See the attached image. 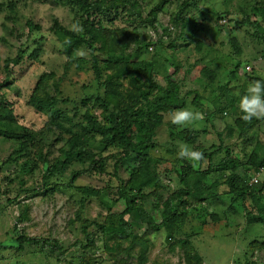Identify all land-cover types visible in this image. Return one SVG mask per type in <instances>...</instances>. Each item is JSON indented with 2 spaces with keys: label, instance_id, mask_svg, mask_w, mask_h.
Masks as SVG:
<instances>
[{
  "label": "rangeland",
  "instance_id": "rangeland-1",
  "mask_svg": "<svg viewBox=\"0 0 264 264\" xmlns=\"http://www.w3.org/2000/svg\"><path fill=\"white\" fill-rule=\"evenodd\" d=\"M6 1L8 0H0V4ZM252 1L192 0L194 5L185 7L183 14L187 12L193 14L198 21L205 24V27L194 37L191 36V32L186 33L182 40L177 41V47L174 49L167 47L176 37L170 22V15L172 12L179 11L184 0H168L158 14L156 31L139 24L130 25L122 19H118L116 24L129 29L130 33L125 42L130 44V50L136 58H147L157 62V70L160 73L158 80L161 83L164 84V77L174 71L175 67L172 63L177 61L181 68L174 79L179 81L182 92L185 94L188 90L199 91L205 97L201 101L203 107L214 109V101L221 94L219 85L228 84L232 95L238 96L253 82L250 78L253 74L264 79L263 43L255 38L254 33L246 32L245 27L240 28L238 22L229 21L233 18L241 21L243 13L240 6L247 8V3ZM139 3L144 16H147L159 0H139ZM2 6H0V38L7 39V42L0 40V81L7 77L4 71L5 60L16 57L22 45H29V51L20 59L21 63L12 68L14 84L11 88L5 89L6 96L13 104L18 119V123L8 125L7 130L11 134L22 133L23 129L36 134H45L43 136L44 152L49 159H53L60 154L59 148L69 136H64L62 143H56L57 134L49 132L51 130L47 128L51 112L48 109L39 110L29 105V101L43 73L56 71L61 75L64 71L66 58L60 53V43L52 31L54 23L59 21L68 28L79 30L74 27L79 25L78 15L69 5H64L59 0L56 4L38 0H20L13 14L7 7L2 8ZM228 10L232 14L218 19L217 22V13ZM11 16L16 17V24L8 19ZM29 20L39 25L41 30L31 31L27 24ZM132 26L137 27L136 32ZM219 26L223 29H219ZM167 28L170 29L169 33L165 32ZM234 37L243 47L242 55L235 53V48L230 41ZM37 41H41L42 55L40 59L35 60L29 58L28 54L37 48ZM148 41L151 43L149 47L145 44ZM158 41H161L163 46L155 49V43ZM238 63H240V68L233 76L232 73L236 70ZM204 65L216 71L218 77L215 82H209V78L202 75L201 69ZM248 66L252 69H247ZM205 81H208L207 84ZM98 91L102 93L91 72H80L79 74L71 72L70 78L62 84L60 102L54 108L57 122L66 127H71L78 122L85 111L83 102L87 98L94 100ZM194 96H190L185 108L173 113L189 109L198 113L199 119L186 126H181L173 124L171 119L173 114L168 113L165 123L157 131L154 141L156 147L153 148L152 155L159 158L158 170L164 182L170 186H167L166 190H160L157 195H150L147 204L150 210L153 209L154 204L156 205L159 197L165 198L170 191L181 187L178 175L171 171L174 167L173 163L181 147L186 146L192 150V146L185 141L178 137L172 138L173 131L179 133L186 127L198 131L197 144L203 143L204 147H208L209 150L219 148L221 143L219 134H221L224 146L234 145L235 151L237 150L235 153H239V148L235 147L239 141L238 134L228 137L225 130L228 124L233 125L234 123L231 114L225 115L224 119L219 114L213 123L209 122L203 112L192 104ZM221 99L224 104L227 103L225 97L222 96ZM259 125L260 132L258 133L264 141V118ZM16 137L6 138L0 135V166H3L0 170V180L5 191L0 198V241L11 245L18 235L26 234L59 240L65 252L63 257H60L54 254L51 248L43 250V248L38 247L37 249L29 246L22 252L10 249L0 250V264H82L84 257L96 259V264H125L123 259L129 260L128 264H188L185 250L180 244V241L187 238L193 242V246L201 255L202 264H241L245 260L249 240L264 236V228L261 226L252 225L249 228L243 208L239 207L240 213L236 215L225 214L231 203V197L225 194L204 204L205 206L200 204L190 207L186 225L173 239H170L164 230L155 232L148 229L146 225L135 224V232L140 242L131 251L129 259L127 253L109 252L105 247L103 236L95 227L90 230L95 232L94 239H96L97 248L83 249V244L87 243L83 231L85 223L93 220L104 221L108 215L120 213L125 208V202L120 199L119 195L121 179L127 181L130 178L132 171L138 167V156L136 154L129 156L125 161L120 162L117 169L118 161L123 154L121 149L110 147L104 150L103 155L107 158L105 172L85 173L74 181L76 187H91L101 191L100 196L88 197L84 203H81L82 195L68 185L74 173L89 168L90 162L75 161L64 176L53 178L52 186L45 188L42 181L44 171L40 167L31 170L33 164L31 163L25 169L23 166L25 158H20L18 163L6 162L10 154L19 147ZM100 139V136L96 139L95 151L103 149V146L98 143ZM32 158H34L33 155ZM202 166L204 168L208 166V159L203 160ZM255 179L264 180V169ZM223 189L224 187H221L219 193H223ZM26 204L31 206L30 220L23 221L21 215ZM154 211L160 221V210ZM213 213H218L223 218L226 216L229 226L223 222L219 227H212L210 216ZM126 218L128 221H135L133 215H127ZM204 221H210L209 231L203 227ZM78 242H80L79 245L76 244ZM127 248L131 249L129 246ZM259 256H264V252H255L253 259L257 261V264H264V258ZM142 258L145 261H142Z\"/></svg>",
  "mask_w": 264,
  "mask_h": 264
},
{
  "label": "trees",
  "instance_id": "trees-1",
  "mask_svg": "<svg viewBox=\"0 0 264 264\" xmlns=\"http://www.w3.org/2000/svg\"><path fill=\"white\" fill-rule=\"evenodd\" d=\"M19 1L8 0L0 6L7 7L13 14ZM38 1L56 4L58 0ZM59 1L74 9L82 31L68 28L59 21L54 23L52 31L60 43V53L66 58L64 71L61 75L56 71L43 73L33 89L29 105L39 110L48 109L51 112L47 128L51 130L49 132L57 134L56 143H62L66 135L69 137L59 148L60 154L49 159L44 152L43 136L45 134H36L26 129H23L22 133L11 134L7 130L8 125H16L18 119L13 104L6 96L5 89L11 88L14 84L12 68L21 63L20 59L29 51V45H22L16 57L5 60L4 71L7 77L0 81V135L6 138L17 136L19 144L6 162L18 163L20 158H25L23 163L25 169L31 163H33L31 170L40 167L44 171L42 181L45 188L52 186L53 178L64 176L75 161L80 163L89 161V168L76 171L68 185L82 195L81 203H84L88 197L100 196L101 191L91 187H76L74 181L85 173L105 172L107 158L103 155L104 150L110 147L121 149L123 154L120 156L117 169L120 162L125 161L129 156L133 154L138 156V167L132 171L130 178L127 181L121 179L119 195L120 199L125 202V208L120 213L108 215L104 221L93 220L85 223L83 231L87 243L83 244V249L97 248L96 239H94L95 232L90 230L95 227L103 236L105 247L109 252L127 253L129 259L131 251L140 242L135 232V224L146 225L148 229L155 232L164 230L168 233V237L173 239L186 225L190 207L210 203L225 194L231 197V203L225 214L236 215L240 213L239 207H241L249 228L252 225L264 228V180L255 179L264 169V141L258 133L262 118H254L251 121L242 119L239 99L246 90L235 96L232 95L228 84L219 85L221 94L214 101V109H205L201 103L205 97L199 91L188 90L184 94L179 81L174 79L181 68L179 62L172 63L175 67L174 71L164 77V84L161 83L158 80L160 73L157 70V62L147 58H136L130 50V44L125 42L130 33L129 29L116 24L118 19H122L130 25L139 24L156 31L158 14L168 0H159L147 16H144L139 0ZM228 1L232 0H224V2ZM191 5H194L192 0H184L179 11L171 13L170 22L176 37L170 41L168 48L177 47V41L182 40L186 33L191 32V36L194 37L197 32L204 29L205 24L198 21L193 14L188 12L183 14L185 7ZM240 10L243 13L242 20L238 21L237 18H233L229 21L238 22L240 28L245 27L246 32L254 33L255 38L264 45V0H253L247 3V8L240 6ZM228 14H232L230 10L217 13V22L218 19L226 18ZM8 19L14 24L17 23L16 17L11 16ZM27 24L31 31L41 30V27L31 20ZM132 27L136 32L137 27ZM219 29L223 27L219 26ZM169 31L170 29H165L166 33ZM0 40L7 42V39L0 38ZM230 41L235 48V53L242 55L243 47L236 37ZM40 42L37 41V48L30 51L29 58L40 59L42 55ZM145 44L147 47L151 46L150 41ZM155 44V49L163 46L161 41ZM239 68L240 63L236 65L233 76ZM71 72L74 74L91 72L102 93L98 91L94 100L85 99L83 102L85 111L81 119L71 127H66L57 122L54 108L60 102L62 84L70 78ZM201 72L204 77L209 78V82H215L218 77L216 71L207 65L202 67ZM250 78L253 82L264 80L255 74ZM192 95H195L192 104L203 112L209 122L213 123L219 114L223 119L225 115L231 114L234 123L233 125L228 124L225 130L228 137L238 134L239 141L235 147L239 148V153H235L237 150L235 151L234 145L224 146L221 134H219L221 138L219 148L209 150L208 147H204L203 143L197 144L198 131L187 127L179 133L173 131L172 138H180L192 146V150L202 152L203 156L197 162L177 156L171 171L178 175L181 187L170 191L165 198L159 197L156 205L154 204L153 209L150 210L147 205L150 195H157L160 190H166V187L170 186L164 182L158 170L159 158L152 155L153 148L156 147L154 141L157 131L165 123L166 114L171 115L174 111L185 108ZM222 96L225 97L226 104L223 103ZM98 136L101 138L98 143L103 146L101 151L94 149ZM249 146L250 148L247 149ZM204 159H208L206 168L202 166ZM1 169L3 166H0ZM221 187H224L223 193H219ZM4 194L3 183L0 180V198ZM30 209V204H26L21 220H30ZM156 209L160 210V221L155 214ZM127 215H133L135 221H128ZM210 219L213 223L212 227H219L223 222L229 226L228 218L226 216L223 218L218 213L211 214ZM209 222H203V227L207 231L211 227ZM249 241L245 260L241 264H257V261L253 259L254 253L264 252V236ZM79 243L76 244L79 245ZM126 244L131 249L127 248ZM180 244L185 250L188 264H202L203 259L193 246V242L187 238L180 241ZM29 246L37 249L38 247L43 248V250L51 248L52 252L60 257H63L65 252L59 240L26 234L18 235L11 245L0 241V250L10 249L22 252ZM259 257L264 258V256ZM96 261V259L84 257L82 264H96ZM123 261L125 264L129 263V260L123 259ZM142 261L145 259L142 258Z\"/></svg>",
  "mask_w": 264,
  "mask_h": 264
},
{
  "label": "clouds",
  "instance_id": "clouds-1",
  "mask_svg": "<svg viewBox=\"0 0 264 264\" xmlns=\"http://www.w3.org/2000/svg\"><path fill=\"white\" fill-rule=\"evenodd\" d=\"M74 27L82 31L78 24ZM239 108L242 112V119L251 121L252 119L264 118V80H256L248 85L245 94L239 99ZM200 118V115L189 109L179 110L172 115V123L186 126ZM203 156L202 152L191 150L188 147H181L178 157L192 162L199 161Z\"/></svg>",
  "mask_w": 264,
  "mask_h": 264
},
{
  "label": "built area",
  "instance_id": "built-area-1",
  "mask_svg": "<svg viewBox=\"0 0 264 264\" xmlns=\"http://www.w3.org/2000/svg\"><path fill=\"white\" fill-rule=\"evenodd\" d=\"M247 69L251 70L252 68H251V66H248Z\"/></svg>",
  "mask_w": 264,
  "mask_h": 264
}]
</instances>
